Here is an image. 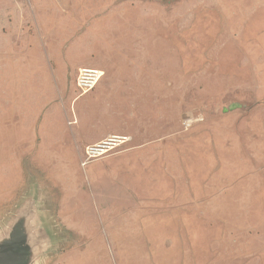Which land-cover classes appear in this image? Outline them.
<instances>
[{"label":"rangeland","instance_id":"374dc122","mask_svg":"<svg viewBox=\"0 0 264 264\" xmlns=\"http://www.w3.org/2000/svg\"><path fill=\"white\" fill-rule=\"evenodd\" d=\"M151 142L199 187L175 236L125 219L150 214L149 171L104 160ZM21 210L39 264H264V0H0V229Z\"/></svg>","mask_w":264,"mask_h":264},{"label":"crops","instance_id":"0c3cea01","mask_svg":"<svg viewBox=\"0 0 264 264\" xmlns=\"http://www.w3.org/2000/svg\"><path fill=\"white\" fill-rule=\"evenodd\" d=\"M158 146L157 143L151 142L149 147L126 149L111 157H105L104 160H116L120 167H125L131 171H135L139 166H142L143 176L149 171V193L152 197L150 204L151 212L149 215H144L149 208L141 206L138 208V211H132V213L134 212L138 215H128L125 216V219H135L136 221L151 219L152 221H156L155 225L158 231L165 225L167 227L166 231H163L164 234L167 236H175V205H189L190 203L188 201L191 193L193 192L196 197H199L200 192L197 185L191 184V167L188 159L190 152L184 151L183 153L180 152L177 154L179 158L178 162L181 161L182 156V160L185 163H182L183 168L181 170H177L178 168L175 170V150L168 147L159 149ZM160 161H164V163L159 165ZM178 197H181L182 201L180 199L178 200ZM185 198H187V203L184 202ZM176 199L178 200L177 203ZM182 211H184V207ZM121 232L124 233L126 231L122 230ZM137 236L139 237V246L142 247L143 237L141 233L137 234Z\"/></svg>","mask_w":264,"mask_h":264},{"label":"water","instance_id":"95a60500","mask_svg":"<svg viewBox=\"0 0 264 264\" xmlns=\"http://www.w3.org/2000/svg\"><path fill=\"white\" fill-rule=\"evenodd\" d=\"M233 106H229L232 109ZM226 111V109H225ZM23 210L0 229V264H39L37 255L46 248L33 232L31 216Z\"/></svg>","mask_w":264,"mask_h":264},{"label":"built area","instance_id":"2783aa9c","mask_svg":"<svg viewBox=\"0 0 264 264\" xmlns=\"http://www.w3.org/2000/svg\"><path fill=\"white\" fill-rule=\"evenodd\" d=\"M103 73L97 68H80L75 77L74 86L79 96H84L93 91L102 78ZM186 126L191 125L190 118L183 121ZM130 138L125 135H109L103 140L87 145L84 148V157L90 161L110 153L128 143ZM85 165V163H84Z\"/></svg>","mask_w":264,"mask_h":264},{"label":"bare ground","instance_id":"6f19581e","mask_svg":"<svg viewBox=\"0 0 264 264\" xmlns=\"http://www.w3.org/2000/svg\"><path fill=\"white\" fill-rule=\"evenodd\" d=\"M104 75V74H103Z\"/></svg>","mask_w":264,"mask_h":264}]
</instances>
